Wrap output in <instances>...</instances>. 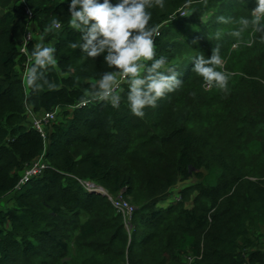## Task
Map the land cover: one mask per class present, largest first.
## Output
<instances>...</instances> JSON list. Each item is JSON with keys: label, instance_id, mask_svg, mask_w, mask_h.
I'll use <instances>...</instances> for the list:
<instances>
[{"label": "trees", "instance_id": "1", "mask_svg": "<svg viewBox=\"0 0 264 264\" xmlns=\"http://www.w3.org/2000/svg\"><path fill=\"white\" fill-rule=\"evenodd\" d=\"M70 2L0 0V264H264V42L249 28L234 48L227 33L237 25L217 20L250 16L254 0H164L148 9L149 26L167 22L155 38L156 57L167 56L183 84L144 118L128 109L126 84L119 109L74 106L112 69L103 56L82 59L69 47L79 39L68 24ZM53 17L62 29L44 42L56 48L57 65L47 73L56 87L34 92L20 77L19 44L29 29L41 36ZM217 43L232 73L227 94L205 90L192 71L193 58L210 57ZM25 102L36 112L58 107L44 137ZM40 154L49 166L16 188ZM192 176L193 184L160 204ZM77 177L122 190L134 205L130 227Z\"/></svg>", "mask_w": 264, "mask_h": 264}, {"label": "clouds", "instance_id": "2", "mask_svg": "<svg viewBox=\"0 0 264 264\" xmlns=\"http://www.w3.org/2000/svg\"><path fill=\"white\" fill-rule=\"evenodd\" d=\"M254 3L248 17H217L221 24L237 25L227 33L236 38L234 48L244 42L243 33L249 28L253 33H259L260 41L264 42V0H254ZM164 6V0H119L116 4L110 0H103V3L99 0H71L68 24L79 33V39L69 42V47L79 49L82 59L103 56V61L112 69L103 72L95 82L89 83L80 98L81 106L104 102L119 109L122 101L121 84H126L128 109L135 117L144 118L145 109L157 107L159 100L182 86L181 73L175 67L167 66L168 57H156L155 38L160 33L158 27L149 26L152 14L148 9ZM61 29V20L53 17L30 53L26 80L34 92L44 86L49 89L56 87L47 76L57 65L56 48L46 45L44 39L50 33L58 34ZM223 34L217 30L214 38L219 41ZM254 42V39L247 41V46L250 47ZM192 71L203 79L205 90L215 87L228 93L232 73L225 69L219 43L212 48L210 57L199 54L193 58Z\"/></svg>", "mask_w": 264, "mask_h": 264}, {"label": "built area", "instance_id": "3", "mask_svg": "<svg viewBox=\"0 0 264 264\" xmlns=\"http://www.w3.org/2000/svg\"><path fill=\"white\" fill-rule=\"evenodd\" d=\"M25 11L28 16L31 15V9L29 7H25ZM183 13L181 10L180 13ZM33 40V33L29 29L22 36V40L19 44V50L21 53L25 54V59L23 60V65L20 70V77L23 84L26 83V71L30 67V54L28 53V44ZM122 87V84H121ZM74 106H81L80 100L74 104ZM58 111V107L45 109L39 112L34 111L26 102H25V112L27 114V118L31 126H33L43 137L45 136V125L49 122L56 119V114ZM49 165L42 159L41 154L38 155L35 159L29 162L23 169L21 175L19 176L15 187L18 188L22 183L28 180L32 175H37L41 173L45 167ZM77 180L87 191L99 192L105 195L109 201L111 202L114 209L119 212L123 218L124 225L127 229L130 227V218L131 213L134 209V205L123 196L122 190L118 192L112 193L108 189H106L102 184L94 181L90 178H81L77 177ZM193 255H188V258L192 259Z\"/></svg>", "mask_w": 264, "mask_h": 264}, {"label": "rangeland", "instance_id": "4", "mask_svg": "<svg viewBox=\"0 0 264 264\" xmlns=\"http://www.w3.org/2000/svg\"><path fill=\"white\" fill-rule=\"evenodd\" d=\"M181 14H182V12L178 15H181ZM176 15L177 14L173 13L172 17L174 18ZM166 23H167L166 21L158 22L155 26L158 27V30H159V29H162L166 25ZM33 35H34V37H33L32 42H33V47H34V44L39 42L40 35L35 34V33H33ZM16 66H18V64H16ZM195 179H196V176H192L188 179L176 182V184L172 187L171 194L164 201H162L160 204H166V203L170 202V200L174 199V197H178L179 196V190L186 185L193 184ZM185 260L187 262H189V260H191V259L188 258V256H185Z\"/></svg>", "mask_w": 264, "mask_h": 264}]
</instances>
